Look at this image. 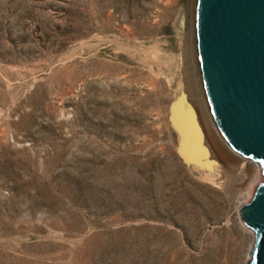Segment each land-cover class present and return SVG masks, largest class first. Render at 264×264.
<instances>
[{
    "label": "rangeland",
    "instance_id": "1",
    "mask_svg": "<svg viewBox=\"0 0 264 264\" xmlns=\"http://www.w3.org/2000/svg\"><path fill=\"white\" fill-rule=\"evenodd\" d=\"M196 26L197 0H0V264L249 263L263 168L205 136Z\"/></svg>",
    "mask_w": 264,
    "mask_h": 264
},
{
    "label": "water",
    "instance_id": "2",
    "mask_svg": "<svg viewBox=\"0 0 264 264\" xmlns=\"http://www.w3.org/2000/svg\"><path fill=\"white\" fill-rule=\"evenodd\" d=\"M197 40L217 126L263 168L241 214L257 231L248 264H264V0H197Z\"/></svg>",
    "mask_w": 264,
    "mask_h": 264
},
{
    "label": "bare ground",
    "instance_id": "3",
    "mask_svg": "<svg viewBox=\"0 0 264 264\" xmlns=\"http://www.w3.org/2000/svg\"><path fill=\"white\" fill-rule=\"evenodd\" d=\"M197 41L198 40H197V26H196L194 28V33H193L192 39H190V41L188 42L187 47H188L189 53H191V55H193V56L190 55V57H192L193 64L198 65L197 67H198V70L200 72V80H201V79H203L202 78L203 76H202V69H201L199 49H198V42ZM196 51H198V54L196 53ZM199 67H200V69H199ZM203 81L204 80H202V82ZM203 91H205V90H203ZM200 115H201L200 122L202 123V127L204 129L205 136H206L208 142L210 143L211 147L213 148V151L216 154L223 155L224 156L223 158H227V157L230 158L231 157L232 163L235 164L236 166H241L244 164L252 165L250 163V160L248 157H245V158L241 157L237 151H235L234 149H232L228 146L229 144L227 143V140L223 137L221 131L219 130V127L217 126V124L215 122L214 116H211L210 121H207L205 119V117L203 116L204 113H202V110H200ZM175 121H176V124H177L179 130L181 131V134L183 137L182 151H183L184 155H186L188 157L196 158V153L199 152L201 145H202V143H201L202 132L200 130L201 127L199 128V125L197 124L195 113L190 108L188 110L185 109L184 103H182V104H180L179 108L175 112ZM201 152H203V154L206 158L205 162H207L208 165H216L214 161L211 162L208 159V153L205 149H203V146H202ZM224 160L227 161V159H224ZM207 163H206V165H207ZM217 168H219V167H217ZM219 171H221L220 168L218 169V172ZM217 175H219V173H217Z\"/></svg>",
    "mask_w": 264,
    "mask_h": 264
}]
</instances>
